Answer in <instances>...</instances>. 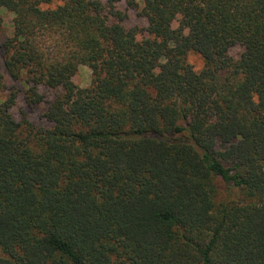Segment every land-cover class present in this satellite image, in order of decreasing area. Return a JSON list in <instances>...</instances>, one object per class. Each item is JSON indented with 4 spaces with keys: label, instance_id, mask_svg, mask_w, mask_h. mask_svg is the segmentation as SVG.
Masks as SVG:
<instances>
[{
    "label": "trees",
    "instance_id": "obj_1",
    "mask_svg": "<svg viewBox=\"0 0 264 264\" xmlns=\"http://www.w3.org/2000/svg\"><path fill=\"white\" fill-rule=\"evenodd\" d=\"M2 8L27 101L62 92L48 126L14 118L15 90L0 103V264H264V0ZM216 178L236 198L217 202Z\"/></svg>",
    "mask_w": 264,
    "mask_h": 264
},
{
    "label": "rangeland",
    "instance_id": "obj_2",
    "mask_svg": "<svg viewBox=\"0 0 264 264\" xmlns=\"http://www.w3.org/2000/svg\"><path fill=\"white\" fill-rule=\"evenodd\" d=\"M57 3L58 2H55L54 5H56ZM122 7H126L125 2L122 4ZM129 12L130 17L126 22L128 26L146 25V20L139 17L135 13V11L129 10ZM13 17L14 14L12 12L4 8L0 9V69L4 74L5 80V87L0 90V103L10 95L11 90H15L18 92V95L15 104L11 108V112L14 118L17 121L27 119L36 126H48L50 125V122L43 116V113L46 110L48 103L62 92V88L53 89L45 87L43 85H39L38 90L45 95V98L40 103L30 104L25 96L27 86H25L21 81L13 79L9 75L4 64V48L2 45L5 39L11 36L13 32ZM242 50V47L237 45L230 49V54L235 59H237L240 56ZM186 60L187 62L193 64L196 70H200L204 66V59L201 55L194 51L188 53ZM74 81L82 87L90 86L92 83L91 68L88 65H80L78 73L74 77ZM215 181L218 186V192L216 196L217 202L231 199V197L236 198L237 192L235 189H230L229 186L221 178H216Z\"/></svg>",
    "mask_w": 264,
    "mask_h": 264
}]
</instances>
